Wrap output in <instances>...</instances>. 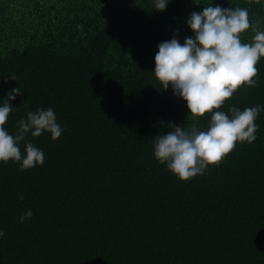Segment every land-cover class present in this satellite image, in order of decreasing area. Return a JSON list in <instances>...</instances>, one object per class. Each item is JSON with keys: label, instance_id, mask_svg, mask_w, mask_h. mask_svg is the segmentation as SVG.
<instances>
[{"label": "trees", "instance_id": "16d2710c", "mask_svg": "<svg viewBox=\"0 0 264 264\" xmlns=\"http://www.w3.org/2000/svg\"><path fill=\"white\" fill-rule=\"evenodd\" d=\"M0 0V106L5 130L54 110L57 140L29 132L43 165L0 162V264H264V58L256 87L219 109L260 105L256 140L181 181L154 156V137L196 123L154 74L158 45L195 34L204 7L244 8L264 31V0ZM255 32L241 34L252 43ZM15 76L16 80L10 79ZM23 197V199H21ZM28 210L31 218L20 217Z\"/></svg>", "mask_w": 264, "mask_h": 264}, {"label": "clouds", "instance_id": "9594fccd", "mask_svg": "<svg viewBox=\"0 0 264 264\" xmlns=\"http://www.w3.org/2000/svg\"><path fill=\"white\" fill-rule=\"evenodd\" d=\"M167 4L168 0H156L155 10L164 11ZM187 23L194 38L188 37L181 44L174 36L160 43L154 69L163 89L171 85L174 93L187 102L193 121L212 113L207 130L193 123L188 128L174 126V131L154 137L155 158L181 181L222 163L237 143L251 144L256 140L255 121L262 110L260 105L243 111L233 107L231 116L219 109L242 86H257V64L264 58V31L259 30L258 21L256 25L250 22L247 9L208 6L202 12L191 13ZM249 28L255 32L253 42L242 43L241 34ZM17 95H21L20 89L13 88L0 106V162H17L23 172L43 165L45 159L44 153L31 143H27L26 156L22 157L18 144L26 135L31 132L33 137H39L47 131L52 140H57L63 129L56 122L54 110L48 108L29 112L26 120L19 121L15 136L10 135L4 126L13 110L10 101ZM32 215L28 210L20 222ZM3 235L0 232V237Z\"/></svg>", "mask_w": 264, "mask_h": 264}]
</instances>
